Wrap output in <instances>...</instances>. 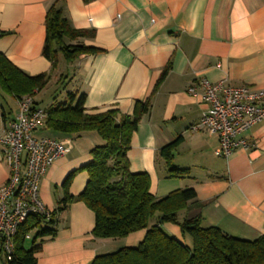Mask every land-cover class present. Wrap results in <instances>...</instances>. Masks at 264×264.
<instances>
[{
	"label": "crops",
	"instance_id": "obj_1",
	"mask_svg": "<svg viewBox=\"0 0 264 264\" xmlns=\"http://www.w3.org/2000/svg\"><path fill=\"white\" fill-rule=\"evenodd\" d=\"M55 1L0 0V53L30 76L50 75L47 87L34 97L36 103L48 108L54 98L62 102L74 92L85 94L89 113L117 109L132 114L136 102L150 98V110L127 154L131 173L147 174L157 199L194 189L198 204L182 211L180 220L201 217L204 227L245 241L264 235V120L243 134L249 150L218 157V139L191 130L204 105L188 93L201 78L264 91V0H61L72 28L95 32L94 38L73 43L102 52L81 55L72 63L60 56L52 71L43 52L46 15ZM54 89L63 90L45 103L43 95ZM17 111L18 101L0 91V139ZM35 136L71 141L70 150L40 182V197L54 211L69 174L75 172L70 194L77 196L85 189L84 167L92 161V150L105 141L96 133L69 136L44 128ZM179 138L171 166L189 174L174 178L160 151ZM4 149L0 141V186L10 175ZM155 223L154 219L151 225ZM94 227V213L82 202L73 203L59 215L55 237L44 238L36 264H91L98 256L138 247L147 232L101 239L93 235ZM161 228L193 247L192 237L178 225L165 223Z\"/></svg>",
	"mask_w": 264,
	"mask_h": 264
},
{
	"label": "trees",
	"instance_id": "obj_2",
	"mask_svg": "<svg viewBox=\"0 0 264 264\" xmlns=\"http://www.w3.org/2000/svg\"><path fill=\"white\" fill-rule=\"evenodd\" d=\"M60 1L56 0L46 15L47 37L43 54L51 62L52 71L57 68L60 56L72 63L81 55L102 52L84 43H73L94 38L95 32L72 28L59 6ZM2 36L4 34L0 32ZM168 71L169 67L162 72L156 89ZM62 79L66 77L62 76ZM49 81V74L30 76L0 53V91L4 94L17 101L25 96L35 97L47 87ZM56 99L47 108L48 118L44 129L69 136L96 133L105 143L92 150V161L84 167L88 182L79 195L70 194L75 175L72 172L63 184L64 197L58 202L52 217L49 220L33 217L19 228L15 239L16 264L37 263L35 255L41 246L32 243L27 248L26 235L38 228L35 237H55L59 215L75 202L84 203L94 213L93 235L96 238L118 239L137 231H147L138 247L122 248L98 256L91 264H264V235L254 241H245L227 235L218 228L204 227L201 217L180 220L182 211L198 204L194 189H179L157 199L150 192V177L145 173H131L127 154L133 134L150 110V98L136 102L132 114H123L117 109L89 113L85 107V94L70 92L65 101L57 102ZM179 144L180 138L160 151V156L168 165L169 175L174 178L189 174V170L171 166ZM154 219L156 223L151 225ZM165 223L178 225L183 233L189 234L193 247L166 234L161 228Z\"/></svg>",
	"mask_w": 264,
	"mask_h": 264
},
{
	"label": "built area",
	"instance_id": "obj_3",
	"mask_svg": "<svg viewBox=\"0 0 264 264\" xmlns=\"http://www.w3.org/2000/svg\"><path fill=\"white\" fill-rule=\"evenodd\" d=\"M188 93L204 105L199 122L191 130L205 131L218 139L216 156L229 158L236 150L250 149L243 134L264 120L263 90L201 78ZM47 118V108L37 105L34 97L25 96L18 100L15 119L7 124L0 139L10 169L8 181L0 186V264H16L15 239L28 219L52 217L53 211L40 197V182L72 145L70 140L35 136ZM37 231L32 229L26 240L41 246L44 238L35 237Z\"/></svg>",
	"mask_w": 264,
	"mask_h": 264
},
{
	"label": "rangeland",
	"instance_id": "obj_4",
	"mask_svg": "<svg viewBox=\"0 0 264 264\" xmlns=\"http://www.w3.org/2000/svg\"><path fill=\"white\" fill-rule=\"evenodd\" d=\"M56 89V88H55ZM55 89L53 91H50L49 93H46L45 95H43V99L45 101V103L48 101V100H51L53 99L54 96H58L60 94V92L63 90H59L58 93L55 92ZM58 91V90H57ZM32 246V242L31 240H26V247L27 248H30Z\"/></svg>",
	"mask_w": 264,
	"mask_h": 264
}]
</instances>
